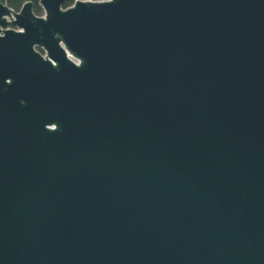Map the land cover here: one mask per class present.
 I'll use <instances>...</instances> for the list:
<instances>
[{"label":"water","instance_id":"1","mask_svg":"<svg viewBox=\"0 0 264 264\" xmlns=\"http://www.w3.org/2000/svg\"><path fill=\"white\" fill-rule=\"evenodd\" d=\"M0 0V264H264V0Z\"/></svg>","mask_w":264,"mask_h":264},{"label":"trees","instance_id":"2","mask_svg":"<svg viewBox=\"0 0 264 264\" xmlns=\"http://www.w3.org/2000/svg\"><path fill=\"white\" fill-rule=\"evenodd\" d=\"M25 1H33V0H6L5 2L9 8L17 11L22 5V3H24ZM33 12L35 14H38L40 12L39 6L35 2L33 4Z\"/></svg>","mask_w":264,"mask_h":264},{"label":"flooded vegetation","instance_id":"3","mask_svg":"<svg viewBox=\"0 0 264 264\" xmlns=\"http://www.w3.org/2000/svg\"><path fill=\"white\" fill-rule=\"evenodd\" d=\"M6 0H4V3L6 4V2H5ZM25 2H27V1H25ZM29 2H31V4H32V11H33V4H34V2L39 6V4H38V1L37 0H33V1H29ZM75 2V0H71L69 3H67V4H65L64 5V7H69V6H71L73 3ZM23 4V3H22ZM21 7V6H20ZM20 9V8H19ZM18 9V10H19ZM39 9H40V12L38 13V14H35L34 12V14L35 15H37V16H41L42 14H43V11H42V9H41V7L39 6ZM17 10V11H18Z\"/></svg>","mask_w":264,"mask_h":264},{"label":"built area","instance_id":"4","mask_svg":"<svg viewBox=\"0 0 264 264\" xmlns=\"http://www.w3.org/2000/svg\"><path fill=\"white\" fill-rule=\"evenodd\" d=\"M75 1H77V0H75ZM92 1H99V0H92Z\"/></svg>","mask_w":264,"mask_h":264}]
</instances>
